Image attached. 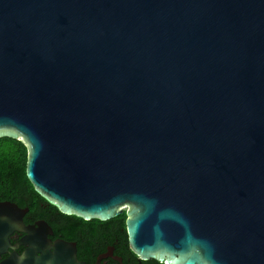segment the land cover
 Instances as JSON below:
<instances>
[{
    "label": "water",
    "instance_id": "water-1",
    "mask_svg": "<svg viewBox=\"0 0 264 264\" xmlns=\"http://www.w3.org/2000/svg\"><path fill=\"white\" fill-rule=\"evenodd\" d=\"M2 138L62 214L126 212L140 264H264V0H0Z\"/></svg>",
    "mask_w": 264,
    "mask_h": 264
},
{
    "label": "trees",
    "instance_id": "trees-1",
    "mask_svg": "<svg viewBox=\"0 0 264 264\" xmlns=\"http://www.w3.org/2000/svg\"><path fill=\"white\" fill-rule=\"evenodd\" d=\"M28 157L29 149L23 141L11 138L0 139V202L16 203L23 209L29 208L35 215L44 205H48L64 219L62 225L56 226V231L65 232L70 240H75L79 231L85 230L87 234L91 231L93 239L101 240L102 251L115 247L116 256L132 253L127 232L126 212L107 222L99 219L86 221L75 215L62 214L58 208L36 192L27 176ZM146 264L162 263L152 260Z\"/></svg>",
    "mask_w": 264,
    "mask_h": 264
},
{
    "label": "flooded vegetation",
    "instance_id": "flooded-vegetation-1",
    "mask_svg": "<svg viewBox=\"0 0 264 264\" xmlns=\"http://www.w3.org/2000/svg\"><path fill=\"white\" fill-rule=\"evenodd\" d=\"M29 209V208H26ZM40 211V210H39ZM37 215L30 212L24 217L25 228L33 229V234L27 232H15L10 236V247L4 253H0V264L7 262L14 254L24 257L20 264H42L46 255L54 259L56 248L61 242H68L76 247L79 261L87 264H140V259L132 250L126 256H116L115 247H109L102 251V242L92 238V233L85 230L78 232V239L70 240L65 232H57L56 226L62 225L64 219L60 214L55 213L48 205H44ZM39 224H47L50 233L41 232ZM82 230V229H81ZM88 236V237H87ZM33 242L37 243L38 250H34ZM147 262H144L146 264ZM18 264V263H16Z\"/></svg>",
    "mask_w": 264,
    "mask_h": 264
}]
</instances>
